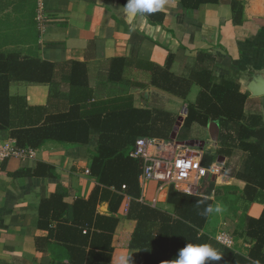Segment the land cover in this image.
<instances>
[{"label":"crops","instance_id":"1","mask_svg":"<svg viewBox=\"0 0 264 264\" xmlns=\"http://www.w3.org/2000/svg\"><path fill=\"white\" fill-rule=\"evenodd\" d=\"M126 4L127 0H0V51L84 63L93 100L128 94L135 107L171 113L169 137L154 139V154L175 157L193 149L202 165L208 155L206 166L224 167L222 174L203 179L191 192L155 180L142 183L139 176L137 198L107 187L122 195L115 211L108 198L95 207V213L118 221L112 263L118 264L121 254L130 256V264L138 260V250L128 247L136 226L127 216L131 201L173 214L174 206L167 201L171 187L209 198L213 208L219 203L224 211L208 215L205 232L219 245L246 256L253 242L244 236V217L260 216L264 190L258 188L252 200L244 196L249 182L237 173H243L249 153L242 146L239 125L252 132L248 138L242 135L244 141L259 143L264 150V0H167L163 9L135 19L127 15ZM115 58L130 64L114 81L109 80V70ZM223 81L236 84L246 96L240 122L209 119L205 126H184L188 105L196 103L203 86ZM9 93L28 105L43 106L49 88L15 82ZM8 138L13 139L8 130L0 131V140ZM94 149V140L81 144L50 139L32 149L31 159L0 162V264H68L67 244L47 238V230L38 227L39 206L53 194L70 206L86 200L95 186L102 195L105 187L88 171ZM221 234L228 235V244L218 240Z\"/></svg>","mask_w":264,"mask_h":264},{"label":"trees","instance_id":"2","mask_svg":"<svg viewBox=\"0 0 264 264\" xmlns=\"http://www.w3.org/2000/svg\"><path fill=\"white\" fill-rule=\"evenodd\" d=\"M128 64L124 58L112 59L109 80H120ZM139 65L145 66L143 62ZM15 82L46 84L49 88L46 104L32 106L20 96L10 95L9 87ZM208 90L211 95L207 94ZM245 99L234 83L204 85L196 103L188 105L184 126L192 122L205 126L209 119L239 123ZM173 121L168 111L135 107L128 94L93 100L87 68L82 62H51L15 51H0V131L8 130L19 148L34 149L50 139L81 144L95 141V149L88 156V171L105 187L102 195L95 186L86 200L79 199L70 206L61 203L58 194L42 199L39 206L38 227L47 230V238L67 244L68 264H114L111 242L118 221L95 213L96 204L101 198H108L110 208L117 209L122 195L107 188L111 186L133 198L140 195L141 162L133 155L135 140L138 137L168 139ZM239 133L249 158L243 173L237 175L249 182L243 193L252 200L258 188L264 190V150L259 143L244 141L242 135L245 138L252 135L244 126L239 125ZM210 161L204 155L203 165ZM167 201L174 206L173 214L137 201H131L128 207L127 216L136 221L128 242L129 248L138 250L136 264H169L188 243L209 244L218 250L221 259L206 264H253L254 261L264 264V209L257 218L244 217V236L253 244L243 256L219 245L205 232L209 214L203 213L207 206H212L211 199L171 187Z\"/></svg>","mask_w":264,"mask_h":264},{"label":"built area","instance_id":"3","mask_svg":"<svg viewBox=\"0 0 264 264\" xmlns=\"http://www.w3.org/2000/svg\"><path fill=\"white\" fill-rule=\"evenodd\" d=\"M39 17L41 18V14ZM154 143L155 140L149 137H138L134 143L133 155L141 162L139 179L142 183L155 180L183 192H191L203 179L218 176L224 171V167L218 163L202 165L199 155L193 149H187L175 157L154 154ZM32 157L33 150L17 147L14 139L0 140V162L10 158L27 160ZM218 240L225 244L230 242L226 234L219 235Z\"/></svg>","mask_w":264,"mask_h":264},{"label":"clouds","instance_id":"4","mask_svg":"<svg viewBox=\"0 0 264 264\" xmlns=\"http://www.w3.org/2000/svg\"><path fill=\"white\" fill-rule=\"evenodd\" d=\"M167 0H127L125 11L129 18L135 19L137 16L143 17L144 14L154 13L164 8ZM223 207L218 203L213 208L209 205L204 209V215L210 213H222ZM218 250L209 244H192L188 243L179 250L177 258L171 260L169 264H206L208 261H218L221 259ZM118 264H130V256L121 254L118 258ZM253 264H258L254 261Z\"/></svg>","mask_w":264,"mask_h":264},{"label":"rangeland","instance_id":"5","mask_svg":"<svg viewBox=\"0 0 264 264\" xmlns=\"http://www.w3.org/2000/svg\"><path fill=\"white\" fill-rule=\"evenodd\" d=\"M13 1H15V0H13ZM20 1V0H19ZM219 222V220L218 219H216V221L214 222L215 224H217Z\"/></svg>","mask_w":264,"mask_h":264},{"label":"water","instance_id":"6","mask_svg":"<svg viewBox=\"0 0 264 264\" xmlns=\"http://www.w3.org/2000/svg\"><path fill=\"white\" fill-rule=\"evenodd\" d=\"M261 92H262V93H264V88L262 89V91H261ZM261 92H260V93H261ZM260 93H256V94H260Z\"/></svg>","mask_w":264,"mask_h":264}]
</instances>
